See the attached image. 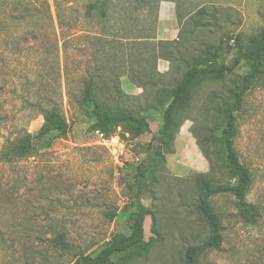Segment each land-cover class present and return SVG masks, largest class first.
I'll return each instance as SVG.
<instances>
[{
  "label": "rangeland",
  "instance_id": "rangeland-1",
  "mask_svg": "<svg viewBox=\"0 0 264 264\" xmlns=\"http://www.w3.org/2000/svg\"><path fill=\"white\" fill-rule=\"evenodd\" d=\"M58 2L62 18L77 20L69 48L72 69L82 70L83 61L93 67L99 49L104 65L120 76L123 90L120 98L104 94V104L145 115L150 132L133 139L117 127L113 133L123 134L125 144L119 158L97 143L93 119L66 95L47 38L48 14L58 31L55 0L43 6L42 0L32 2L35 16L22 22L0 18V154L6 143L35 136L44 122L42 109L52 103L68 124L65 134H52L49 143L34 146L23 157L8 161L0 156V264H70L79 255H95L114 236L128 234L136 211L135 172L142 163L148 169L142 203L152 213L144 221L149 244L140 255L115 257L109 264H183L185 248L208 235L192 208L199 196L197 175L209 174L218 183L228 180L221 110L248 67L242 61L230 72L197 81L175 112L172 153L158 135L164 109L159 86L174 85L186 69L184 61L205 62L218 53L231 65L249 49V38L264 30V0H108L106 6L99 0ZM89 2H96L91 17L85 14ZM163 7L170 11L163 10L159 20ZM159 27L169 36L158 37ZM139 49L147 58L145 66L154 71L155 85L143 78L139 88L128 79L138 68L134 58ZM115 52L125 54V63L115 62ZM58 59L61 66V48ZM27 78L33 83H25ZM74 89L78 92L80 84ZM238 129L234 145L251 172L246 201L257 211V221L240 217L232 195L214 196L223 242L198 256L196 264H264V76L245 95ZM196 140L205 145L212 164ZM59 234L68 250L54 244Z\"/></svg>",
  "mask_w": 264,
  "mask_h": 264
},
{
  "label": "trees",
  "instance_id": "trees-1",
  "mask_svg": "<svg viewBox=\"0 0 264 264\" xmlns=\"http://www.w3.org/2000/svg\"><path fill=\"white\" fill-rule=\"evenodd\" d=\"M36 0H0V18H7L10 22H22L28 18L35 16L34 8L31 3ZM100 4L106 6L108 0H99ZM144 2L148 0H142ZM57 14L56 26L51 15L48 14L50 33L48 41L52 42L51 48L57 57V66L59 75L63 77L66 95L73 98L77 105L83 108L93 119L91 128L100 130L107 136L112 135L117 127L124 128L130 138H138L139 136L150 132V123L148 118L141 113L134 112L119 107H109L104 104L102 97L104 94H110L115 98L123 95L121 88L120 76L116 70L105 66L100 50L97 49L93 53L92 61L94 66H90L86 61L82 62V70H73L70 65L69 48L77 26V20L64 19L58 11L59 2L55 0ZM46 4V0H42V6ZM85 14L91 17L96 7V2L86 4ZM43 13V12H42ZM103 17L106 15L101 13ZM30 34V33H29ZM33 34V33H32ZM59 39V40H58ZM101 40V34L97 35V41ZM141 40V39H135ZM139 42V41H138ZM59 43L63 55V63H59ZM249 49L246 52H240L233 58L231 65H227L220 60V54L213 55V59L200 62L193 60L186 64V69L182 73L180 79L174 85H161V98L164 103L162 111V125L159 128L158 135L163 138L167 153H172L169 148V140L173 138V129H177L175 122V112L178 110L179 104L188 98L190 89L196 85L200 78L223 75L232 71L240 62L244 61L248 67L246 73L241 76L236 92L232 95L230 102L226 103L222 110L223 126L220 133V141L224 153V161L228 169V180L218 183L212 182L209 174L197 175V183L199 185V196L192 204L193 210L198 214L204 222L207 229L206 239L197 244H190L184 250L183 264H196V258L206 252L217 250L223 242L222 227L218 216L213 210L211 199L220 194H230L236 200L237 209L240 217L247 223H255L257 221V211L253 205L246 201V194L251 182V172L249 168L241 161L235 148V139L238 136V113L242 110L244 98L251 87L264 76V30L249 38ZM141 44V43H139ZM134 58L138 64L135 72L128 76L129 81L139 88H143V78L149 80L155 85L154 71L145 66L147 58L141 53ZM83 55L85 53H82ZM211 54V53H209ZM125 54L114 53L115 62L125 63ZM25 83L32 84L30 78ZM80 84V90L76 92L74 84ZM156 87V86H155ZM43 117V125L35 136L27 134L17 142L6 143L2 149L0 156L6 160L20 158L29 153L34 146L42 144V142L52 139V134L63 135L68 130L67 121L62 113L61 108L56 104H50L41 111ZM123 137V134L121 135ZM154 138V137H153ZM197 145L201 149L203 156L211 162L210 155L205 145L196 140ZM212 164V162H211ZM212 169V165H211ZM148 169L142 163L136 167L135 184H136V211L131 214V229L128 234H120L110 239L104 247H102L95 255H79L70 264H109L115 257L138 256L146 250L149 243L144 237V221L151 211L142 203V193L144 191V181L147 178ZM54 244L63 250H68L69 245L64 239L63 234H59L54 239Z\"/></svg>",
  "mask_w": 264,
  "mask_h": 264
},
{
  "label": "built area",
  "instance_id": "built-area-1",
  "mask_svg": "<svg viewBox=\"0 0 264 264\" xmlns=\"http://www.w3.org/2000/svg\"><path fill=\"white\" fill-rule=\"evenodd\" d=\"M97 143L106 148L114 157L119 158L124 154L125 144L119 133L107 136L104 132L96 129L93 131Z\"/></svg>",
  "mask_w": 264,
  "mask_h": 264
},
{
  "label": "crops",
  "instance_id": "crops-1",
  "mask_svg": "<svg viewBox=\"0 0 264 264\" xmlns=\"http://www.w3.org/2000/svg\"><path fill=\"white\" fill-rule=\"evenodd\" d=\"M169 8H170V7H169ZM163 10H165V11L167 10V12L170 11V9H168V7H165V8L163 7V9H161V11H160V13H159V20L163 17V14H164V13H163ZM161 25H162V24H161ZM163 35H165V34H163V31H162V30L160 29V27H159V30H158V37H159V36H163ZM165 36H169V35H165Z\"/></svg>",
  "mask_w": 264,
  "mask_h": 264
}]
</instances>
